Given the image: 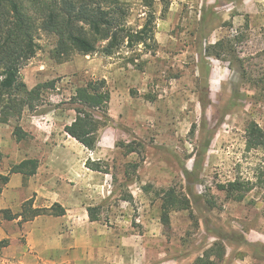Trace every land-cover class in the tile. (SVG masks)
Wrapping results in <instances>:
<instances>
[{"label":"rangeland","instance_id":"rangeland-1","mask_svg":"<svg viewBox=\"0 0 264 264\" xmlns=\"http://www.w3.org/2000/svg\"><path fill=\"white\" fill-rule=\"evenodd\" d=\"M120 3L130 30L149 22L151 31L144 43L125 41L110 55L98 41L93 53L64 56L57 35L37 26L35 54L19 78L28 88L51 79L56 86L18 117L0 110V174L12 175L25 158L39 165L67 154L101 158L113 191L94 214L124 238L117 264H264V188L240 201L217 188L264 176V148L247 150L245 137L251 121L264 128V0ZM99 79L110 92L108 117L90 152L64 125L76 114L69 102L75 87ZM6 183L0 177V195ZM146 184L188 192L190 207L162 222L161 200L142 190ZM26 185L23 178L16 203L30 198ZM11 222L0 214V228L19 234L22 223Z\"/></svg>","mask_w":264,"mask_h":264},{"label":"trees","instance_id":"trees-1","mask_svg":"<svg viewBox=\"0 0 264 264\" xmlns=\"http://www.w3.org/2000/svg\"><path fill=\"white\" fill-rule=\"evenodd\" d=\"M124 16L125 8L120 0H0V110L3 116L18 117L25 107L35 109V102L39 101L43 91L56 86V80L51 79L28 88L19 78L22 64L35 54L37 44L34 33L37 26L57 35L64 56L72 52L93 53L97 50L98 41H105L102 50L110 55L125 41L129 45L144 43L151 31V25L147 22L140 30L133 32L126 26ZM109 100L110 92L104 79L89 80L75 87L69 102L76 114L73 121L64 125V131L93 150L99 130L108 117ZM14 135L22 139L25 132L17 125ZM245 137L247 150L264 148V128L257 122L248 123ZM129 151L135 150L131 148ZM38 164L36 158L24 159L14 164L9 174L21 173L24 177L34 175ZM86 166L95 171H107L100 160L88 159ZM0 177L6 182L9 179L8 175ZM255 187L264 188V176L260 173L256 174L255 180L236 177L217 185L227 198L237 201L243 200ZM142 190L153 192L161 200V221L164 223L168 222L171 211L190 207L191 195L174 185L155 189L152 184H146ZM33 202V197L25 200L18 213H13L9 208L1 209L2 219L21 217L19 223H22L39 215L65 214V208L57 202L49 207H34ZM95 209L88 208L91 220L96 219ZM8 243V238L1 239L0 248Z\"/></svg>","mask_w":264,"mask_h":264},{"label":"crops","instance_id":"crops-1","mask_svg":"<svg viewBox=\"0 0 264 264\" xmlns=\"http://www.w3.org/2000/svg\"><path fill=\"white\" fill-rule=\"evenodd\" d=\"M66 135L93 152L94 149L90 150ZM88 159L100 160L101 163L103 160L89 154L50 156L43 160V165L38 164L34 175H8L9 179L0 195V210L9 208L13 213L21 211L22 204L15 200L18 197L17 187L23 186L24 178L27 185L22 188V193L30 192V198L35 197L34 207H49L57 202L65 208V214L39 215L22 222L21 227L18 226L19 234L11 236L0 228V240H9L7 246L0 248V264H117L116 253L123 251L121 239L124 238H117L107 225L98 218L91 220L88 215L89 207H99L110 199L113 191L111 173L109 170L101 172L88 168ZM36 179L39 182L43 180V183L35 186ZM20 219L6 222L17 224ZM20 236L24 237L23 242Z\"/></svg>","mask_w":264,"mask_h":264}]
</instances>
